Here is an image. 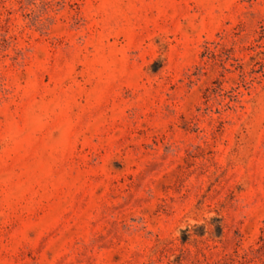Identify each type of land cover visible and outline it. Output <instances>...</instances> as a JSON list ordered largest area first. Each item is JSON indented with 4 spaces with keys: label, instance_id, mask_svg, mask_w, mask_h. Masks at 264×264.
<instances>
[{
    "label": "rangeland",
    "instance_id": "374dc122",
    "mask_svg": "<svg viewBox=\"0 0 264 264\" xmlns=\"http://www.w3.org/2000/svg\"><path fill=\"white\" fill-rule=\"evenodd\" d=\"M0 264H264V0H0Z\"/></svg>",
    "mask_w": 264,
    "mask_h": 264
}]
</instances>
